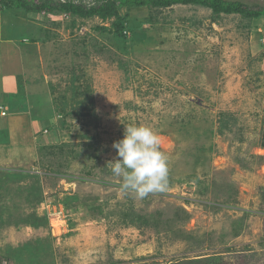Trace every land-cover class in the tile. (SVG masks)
I'll list each match as a JSON object with an SVG mask.
<instances>
[{
	"label": "rangeland",
	"instance_id": "1",
	"mask_svg": "<svg viewBox=\"0 0 264 264\" xmlns=\"http://www.w3.org/2000/svg\"><path fill=\"white\" fill-rule=\"evenodd\" d=\"M120 16L124 37L113 19L0 8V40L49 74L25 108L40 139L0 162V264H264V19ZM130 125L159 136L165 192L138 199L112 175Z\"/></svg>",
	"mask_w": 264,
	"mask_h": 264
},
{
	"label": "crops",
	"instance_id": "2",
	"mask_svg": "<svg viewBox=\"0 0 264 264\" xmlns=\"http://www.w3.org/2000/svg\"><path fill=\"white\" fill-rule=\"evenodd\" d=\"M11 43L0 40V144L5 143L0 162L17 167L21 166L22 158L29 157L34 143L40 139L34 133L36 125L31 122V112L25 110L31 107L27 105L32 103L30 97L36 95V86L31 84L37 76L47 83L45 79L49 74L42 69V52L34 51L24 56L19 46L15 48ZM18 45L26 44L19 41Z\"/></svg>",
	"mask_w": 264,
	"mask_h": 264
},
{
	"label": "trees",
	"instance_id": "3",
	"mask_svg": "<svg viewBox=\"0 0 264 264\" xmlns=\"http://www.w3.org/2000/svg\"><path fill=\"white\" fill-rule=\"evenodd\" d=\"M176 5L197 6L208 9L215 16H238L252 22L264 19V9L256 4H249L241 0H96L87 6L75 1L61 0H0V8L21 12L24 14H65L81 19L98 18L100 20L113 19L114 34L124 37V32L130 27L123 26L126 18L122 19L120 11L132 8L166 9ZM261 147L264 149V134ZM64 205V202H63ZM132 215V217H134ZM139 217L136 216V219ZM134 220V218H132ZM198 261V260H197ZM186 262V261H184Z\"/></svg>",
	"mask_w": 264,
	"mask_h": 264
},
{
	"label": "clouds",
	"instance_id": "4",
	"mask_svg": "<svg viewBox=\"0 0 264 264\" xmlns=\"http://www.w3.org/2000/svg\"><path fill=\"white\" fill-rule=\"evenodd\" d=\"M160 144L159 136L148 126L125 128L123 139L113 144L118 159L109 163L112 175L121 180L122 192L144 199L168 189V157L160 150Z\"/></svg>",
	"mask_w": 264,
	"mask_h": 264
},
{
	"label": "built area",
	"instance_id": "5",
	"mask_svg": "<svg viewBox=\"0 0 264 264\" xmlns=\"http://www.w3.org/2000/svg\"><path fill=\"white\" fill-rule=\"evenodd\" d=\"M2 115H4V113H2Z\"/></svg>",
	"mask_w": 264,
	"mask_h": 264
},
{
	"label": "bare ground",
	"instance_id": "6",
	"mask_svg": "<svg viewBox=\"0 0 264 264\" xmlns=\"http://www.w3.org/2000/svg\"><path fill=\"white\" fill-rule=\"evenodd\" d=\"M56 223V222H55Z\"/></svg>",
	"mask_w": 264,
	"mask_h": 264
}]
</instances>
